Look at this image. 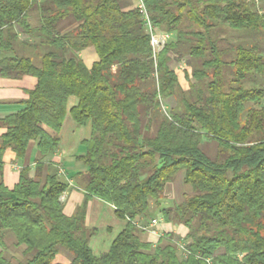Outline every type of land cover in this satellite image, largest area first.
Here are the masks:
<instances>
[{
    "label": "trees",
    "instance_id": "1",
    "mask_svg": "<svg viewBox=\"0 0 264 264\" xmlns=\"http://www.w3.org/2000/svg\"><path fill=\"white\" fill-rule=\"evenodd\" d=\"M142 2L156 31L171 36L156 54L139 2L0 0V74L37 79L23 107L0 119V167L8 148L23 159L34 140L39 152L34 173L24 166L13 188L0 183V264H59L62 248L70 264H264V7L260 0ZM67 18L75 24L63 31ZM223 24L249 31L255 43L214 35ZM32 44L52 47L41 65L19 53ZM88 47L98 54L91 67L80 56ZM71 97L77 103L69 109ZM68 112L91 125L77 157L86 166V200L73 216L61 199L69 182L56 170L43 175L60 144L46 127L59 133ZM205 139L217 143L215 157ZM181 170L193 193L161 212L187 234L143 240L140 225ZM93 197L127 220L100 255L90 245L97 228L86 225ZM5 231L25 246L23 259L5 252Z\"/></svg>",
    "mask_w": 264,
    "mask_h": 264
},
{
    "label": "crops",
    "instance_id": "2",
    "mask_svg": "<svg viewBox=\"0 0 264 264\" xmlns=\"http://www.w3.org/2000/svg\"><path fill=\"white\" fill-rule=\"evenodd\" d=\"M34 14L36 12L32 14L31 18H33ZM1 56L2 54L0 53ZM80 56L89 67L98 60V54L94 47H88L81 51ZM36 83L37 79L32 75L15 78L3 77L0 74V119L21 109L24 105L23 101L29 98V91L36 86ZM76 103L77 99L71 97L68 108L70 109ZM46 129L50 134L60 137V144L56 152L45 158L43 175L45 176L51 170H56L58 173L60 168L64 170L65 175L61 176L69 182V188L64 193V212L68 216H73L86 200V192L81 184L83 179L82 173L86 171V166L77 157L85 152L82 142L90 137L91 125H78L70 112H68L59 133H56L49 127H46ZM5 130L6 128L0 123V135ZM38 158L37 142L34 140L30 142L26 156L23 159H18L11 148L6 149L2 156V167H0V183L13 188L19 181L22 167L29 166L32 169V173H34ZM153 219L158 220L155 226L150 227V229L141 228L140 230L141 238L145 241L156 244L165 233L175 231L182 233L184 236L188 232V229L184 225L175 228L176 226L171 222L165 221L163 217L161 219ZM151 220L145 222L144 226H149ZM126 223L127 220L121 219L116 215L113 205L98 197L88 200L86 225L90 228H97L96 234L90 240V245L96 255H100L109 249L118 233L125 228ZM4 243L6 246L4 250L9 257L15 260L23 259L25 246H15V238L13 240L10 232H4ZM71 260V253L64 248L60 250L55 258V262L59 264H70Z\"/></svg>",
    "mask_w": 264,
    "mask_h": 264
},
{
    "label": "rangeland",
    "instance_id": "3",
    "mask_svg": "<svg viewBox=\"0 0 264 264\" xmlns=\"http://www.w3.org/2000/svg\"><path fill=\"white\" fill-rule=\"evenodd\" d=\"M138 1L139 0H133L134 4H138ZM260 5L264 7V0H260ZM32 21L34 25L37 24L38 20H37L36 14L33 15ZM74 24H75L74 19L67 18L63 20L62 22H60L59 29L66 31L70 29L71 27H73ZM247 32L249 31L233 29L230 26L224 25V24L217 25L216 28L214 29V35L225 37L232 43H236V44L242 43L245 45L254 44L255 35L248 34ZM170 39H171V36H170ZM51 49L52 47H50L49 45L32 44V45H27V46L22 47L19 53L25 56L32 57L34 62L37 65H41L42 56L46 52L50 51ZM185 66H186V63L184 61L177 65L179 70ZM230 75H231V72L228 70L226 72V76L229 77ZM182 79H183V76H182ZM184 85L186 89H188L190 86L189 82H187L186 80L184 81ZM163 109L165 110L167 109L169 111L170 104L169 103L167 104L166 101H164ZM202 146L211 157L216 156L217 143L214 140L205 139ZM184 177H185V171L181 170L177 173L175 179L172 182L167 184L165 195L161 200V206L151 208L149 212V219H152V218L161 219L163 217L162 212H161L162 208L174 206L175 204L180 203L186 195H190L193 193V187L190 184L185 182ZM171 223L174 226H176L175 228H178L181 226V224H178L175 222H171ZM10 233L14 240L15 238L14 234L12 232ZM173 233L183 238L185 236V235L183 236L182 233H177L175 231H173ZM182 242L184 241L180 240L179 244H183Z\"/></svg>",
    "mask_w": 264,
    "mask_h": 264
},
{
    "label": "built area",
    "instance_id": "4",
    "mask_svg": "<svg viewBox=\"0 0 264 264\" xmlns=\"http://www.w3.org/2000/svg\"><path fill=\"white\" fill-rule=\"evenodd\" d=\"M139 8L141 9L142 13L144 14V19L146 22V27L148 32L151 35V45L153 47L154 53H158L166 44V42L170 39V35L167 33H160L157 32L155 27L153 26V24L150 21L149 15L147 13L146 7L144 5V3L142 2V0H139ZM59 174L60 175H65V172L62 168L59 169ZM61 199L64 200L65 196L64 194L61 196ZM158 220L157 219H152L151 223L149 226H144V225H140V228L143 229H150V227H153L157 224ZM156 232V231H154ZM181 248H184L183 244H180Z\"/></svg>",
    "mask_w": 264,
    "mask_h": 264
}]
</instances>
